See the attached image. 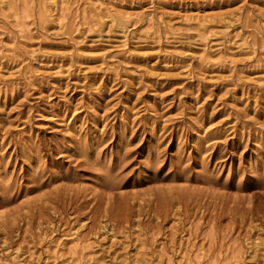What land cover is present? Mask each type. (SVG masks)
Wrapping results in <instances>:
<instances>
[{"label":"rangeland","instance_id":"rangeland-1","mask_svg":"<svg viewBox=\"0 0 264 264\" xmlns=\"http://www.w3.org/2000/svg\"><path fill=\"white\" fill-rule=\"evenodd\" d=\"M182 263L264 264V0H0V264Z\"/></svg>","mask_w":264,"mask_h":264},{"label":"bare ground","instance_id":"bare-ground-1","mask_svg":"<svg viewBox=\"0 0 264 264\" xmlns=\"http://www.w3.org/2000/svg\"><path fill=\"white\" fill-rule=\"evenodd\" d=\"M52 5L55 6V5H56L55 2H53ZM189 259H190V258H189ZM185 260H187V259H184V262H185ZM182 264H183V263H182Z\"/></svg>","mask_w":264,"mask_h":264}]
</instances>
